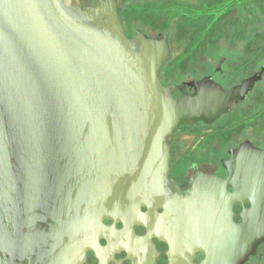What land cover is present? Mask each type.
Wrapping results in <instances>:
<instances>
[{"label": "water", "instance_id": "water-1", "mask_svg": "<svg viewBox=\"0 0 264 264\" xmlns=\"http://www.w3.org/2000/svg\"><path fill=\"white\" fill-rule=\"evenodd\" d=\"M129 1L93 0L104 26L74 0H0V264H82L112 232L104 220H159L176 254L206 264H244L264 242V151H231L226 178L197 172L179 196L168 145L181 125L228 113L264 68L231 90L187 82L195 95L175 98L183 88L158 76L168 35L128 39Z\"/></svg>", "mask_w": 264, "mask_h": 264}, {"label": "flooded vegetation", "instance_id": "flooded-vegetation-1", "mask_svg": "<svg viewBox=\"0 0 264 264\" xmlns=\"http://www.w3.org/2000/svg\"><path fill=\"white\" fill-rule=\"evenodd\" d=\"M74 1L89 15L98 19L104 26L106 25L105 21L97 14L93 0ZM120 20L124 34L128 39H133L137 33L151 38L139 29L130 30L126 21L123 20L121 11ZM228 61L229 58H222L214 72L205 76L211 78L225 90H231L241 85L244 80L253 77L264 68V64L253 72H243L237 68L234 71L235 79L231 80L230 84H224L219 76L224 74L223 65ZM205 77L183 81L180 84H165L160 76L159 79L166 88L182 87L181 92L177 91L173 94L175 98H179L182 95H195L194 89L185 86V83L200 81ZM260 84L264 85V72L261 80L255 84L244 100L230 103L228 113L221 115L213 122L184 124L174 131L168 139V145L171 167L169 180L175 194L184 196L189 193L191 179L197 172L222 179L226 178L228 171L224 162L231 160V151H237L246 145L264 151V95L258 92ZM228 191L233 192L232 189ZM249 208L250 205L244 203V206H235L233 213L240 215ZM142 212L146 214L148 210L142 208ZM157 213L160 217L164 214V210L158 208ZM235 222L240 223L241 221L236 218ZM103 223L108 228H112V232L99 239L98 251H88L86 260L82 264H206L207 256L203 252L176 254L159 232V220L135 224L104 220ZM263 262L264 242H261L254 247L253 254L244 264H263Z\"/></svg>", "mask_w": 264, "mask_h": 264}, {"label": "rangeland", "instance_id": "rangeland-1", "mask_svg": "<svg viewBox=\"0 0 264 264\" xmlns=\"http://www.w3.org/2000/svg\"><path fill=\"white\" fill-rule=\"evenodd\" d=\"M121 14L130 30L168 35L171 60L159 72L165 84L210 75L221 56L229 58L219 76L224 84L235 69L253 72L264 64V0H132Z\"/></svg>", "mask_w": 264, "mask_h": 264}]
</instances>
